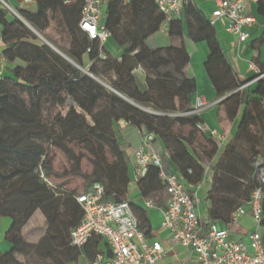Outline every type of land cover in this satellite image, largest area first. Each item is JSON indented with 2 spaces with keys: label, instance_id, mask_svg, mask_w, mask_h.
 Returning a JSON list of instances; mask_svg holds the SVG:
<instances>
[{
  "label": "trees",
  "instance_id": "16d2710c",
  "mask_svg": "<svg viewBox=\"0 0 264 264\" xmlns=\"http://www.w3.org/2000/svg\"><path fill=\"white\" fill-rule=\"evenodd\" d=\"M32 1L36 13L20 11V18L58 50H65L78 66L82 67L86 55L90 66L87 73H82L40 41L20 20L7 21V12L0 9L3 57L8 62L22 63L12 70L11 77L0 81V219L11 220L4 235L10 248L0 253V264H29L31 260L36 264H63V256L75 261L80 251L91 263L104 250L107 253V247L95 236L82 250L70 245V232L82 218L75 202L78 194L51 184L53 168L48 148H55L71 159L66 145H82L93 157L94 167L93 174L86 177L83 192L99 184L104 189L105 200L114 203L128 202L131 182L129 157L116 134L120 123L152 134L153 142L162 148L168 165L176 170L172 172L185 187L197 186L202 181L204 165L210 163L218 150L214 140L197 131L199 117L169 116L191 110V96L196 92L194 80L184 79L178 86L165 79L146 80L142 84L133 74L148 56L145 40L165 23L154 0L108 3L107 19L102 25L122 49L119 63L106 55L103 45L91 41L79 29L82 0L70 4L64 0ZM184 1L189 36L195 42H204L208 48L204 68L209 81L218 98L227 96L219 106L228 118L237 116L233 135L221 147L218 164L239 159L248 168V172L239 175L244 186L242 198L210 196L212 207L208 220L225 227L232 214L246 206L252 193L261 188L258 173L264 168V82L237 91L243 83L229 68L212 24L197 12L191 0ZM256 9L257 15L264 19V0H257ZM176 22L167 24L173 27ZM48 30L57 43L46 34ZM100 51L104 59L99 57ZM174 53L183 65L187 63L184 50L174 49ZM99 74L107 75V88L94 80ZM147 104L152 106L151 112L143 107ZM54 109L59 112L52 116ZM198 134L205 137L203 142ZM75 167L74 176L79 175L78 159ZM136 186L143 201H154L164 192L155 167H149ZM14 202H18L17 209L12 207ZM129 205L133 212V205ZM36 211L45 218L46 232L32 245L26 242L20 229ZM139 228L148 235L141 223Z\"/></svg>",
  "mask_w": 264,
  "mask_h": 264
},
{
  "label": "built area",
  "instance_id": "2783aa9c",
  "mask_svg": "<svg viewBox=\"0 0 264 264\" xmlns=\"http://www.w3.org/2000/svg\"><path fill=\"white\" fill-rule=\"evenodd\" d=\"M75 0H64L70 4ZM79 29L91 40L102 45L110 34L102 25V9L111 0H82ZM130 1V0H124ZM216 8L211 14L210 23L222 20L227 24L226 33L234 36L238 44L248 40V29L256 24L255 18L247 13L250 3L257 0H215ZM2 7L9 6L0 0ZM157 10L164 16L165 23L179 19L184 10V0H154ZM16 15V14H15ZM18 19H21L16 15ZM102 59L105 57L100 51ZM251 78L245 81L237 91L257 82H264V69L253 61L247 63ZM227 96L220 98V103ZM207 108V102L197 97L189 112L170 114V117H199ZM151 112V111H148ZM126 125V124H122ZM199 133L205 134L219 146L226 142V136L216 130L196 125ZM141 137V146L132 153L133 179L138 182L149 167L159 171V179L164 185L166 195L165 208L161 212V228L166 231L175 244L188 248L196 264H264V228L262 226V200L264 190V168L258 173L261 188L254 191L246 208H238L231 216L227 226L202 219L196 208L195 189L187 191L180 178L165 163L166 155L162 150L153 147L154 137L144 130H136ZM259 166V165H258ZM198 189V186L196 187ZM105 192L99 184L79 193L75 202L82 212L78 226L70 232V245L82 250L92 237H99L107 247V254L97 255L95 261L87 264H163L164 251L159 242L149 241L139 228V223L131 211L128 202L114 203L104 198ZM148 209L155 208L150 201H145ZM249 216L253 231L248 233L247 240H236L230 237L241 217Z\"/></svg>",
  "mask_w": 264,
  "mask_h": 264
},
{
  "label": "crops",
  "instance_id": "0c3cea01",
  "mask_svg": "<svg viewBox=\"0 0 264 264\" xmlns=\"http://www.w3.org/2000/svg\"><path fill=\"white\" fill-rule=\"evenodd\" d=\"M2 1L10 8V11L5 10L0 2V9L7 12V21L9 22L13 19H18L16 15H18L20 11L34 14L37 10L35 2L32 0ZM128 2L129 1H124L125 4ZM191 2L193 7L206 21L211 20V14L216 8L215 0H191ZM107 6L102 9L101 22L103 25L107 19ZM247 13L251 14L255 18L256 24L252 28L248 29L249 37L243 44H238L237 39L234 36L226 33L225 26L227 23L225 21L218 20L212 24L216 40L229 68L242 83L251 78V74L247 70V63L249 61L255 62L261 69L264 68V19L257 15L256 3H250L248 5ZM18 20H20L27 28L32 30L40 41L48 44L57 54L69 63H72L76 69L85 74L90 66V61L86 55L82 58V67H76L67 55L60 52V50L44 39L42 35L34 31L28 23H26L23 19ZM171 29H173V31ZM2 30L3 28L0 25V81L4 78L11 77L12 70L16 66L22 65L21 62H8L3 57L5 46L2 41ZM46 34L51 39L54 36V34H52L49 30L46 31ZM55 39L54 41H56ZM144 46L148 56L143 64L138 65L133 71V74L138 77L140 82L145 84L146 80L153 82L165 79L173 81L175 86H178L184 79L194 80L196 92L191 96L192 105L197 97H202L207 102V108L202 111L199 116L201 123L209 129L216 130L224 134L226 136V140L230 138L233 135L234 124L237 120V116L232 119L228 118L225 111L221 106H219V103L215 104L220 98L216 95L204 68L208 55V48L204 42H195L189 36L185 11H182L175 26L170 27L167 23L162 24L158 31L145 40ZM103 48L106 55L110 59L116 60L118 63L121 61L122 49L117 46L112 38H109L103 44ZM174 49L184 50L187 56L186 64L183 65L181 60H178L174 53ZM96 79L97 82L107 88V75L99 74ZM125 100L133 104L131 101L127 99ZM143 107L147 110L153 109L152 106L148 104L143 105ZM122 124L123 123L119 124L116 134L120 144L125 149L130 162L129 175L131 182L128 186L127 199L128 202L133 205V212L137 220L144 226L143 231L148 232V235L145 237L151 242H159L161 244L164 251L163 264H196L192 252L188 248H184L173 243L168 233L161 228V212L165 208L167 200L165 193L163 192L159 198H156L154 201L149 200L155 206L153 209L146 208L144 205L145 201L140 198L136 182H134L133 179L134 163L132 153L134 150L140 148L141 137L132 126ZM185 131L186 130H183V133H185ZM198 138L200 142H203L205 137L198 134ZM215 144L217 146L218 153L212 158L209 164L204 165V175L202 181L197 185L198 189L196 190L195 186L186 187L189 190L195 189L197 212L199 216L205 220H208V214L212 207V200L210 196L215 199H234L243 197L244 186L242 185V179L239 175H243L242 173L245 170L248 172V168L245 163L239 159L229 161L224 160L218 164L222 155V146H219L216 142ZM153 147L156 150H162V148L156 143L153 144ZM194 147L198 150L196 144ZM188 150L191 153V149L188 148ZM165 163L168 165L167 160H165ZM168 167L171 171L175 170V168L171 165H168ZM244 208H246V206H244ZM10 225L11 220L9 218L0 219V253H6L10 248L9 244H7L4 240V235ZM218 225H220V223H218ZM253 229L254 227L250 217H241L237 221L234 228L230 230V237L236 240L246 241L248 233L253 231ZM20 232L27 243L32 245L37 244L46 232L45 218L41 212L36 211L31 219L20 229ZM106 254L107 253L104 250L102 255L105 256ZM69 258L63 256L62 263H88L82 251L79 252L75 261H68L67 259Z\"/></svg>",
  "mask_w": 264,
  "mask_h": 264
},
{
  "label": "rangeland",
  "instance_id": "374dc122",
  "mask_svg": "<svg viewBox=\"0 0 264 264\" xmlns=\"http://www.w3.org/2000/svg\"><path fill=\"white\" fill-rule=\"evenodd\" d=\"M52 39L54 41L55 37L53 36ZM64 51L65 50H63L62 53L65 54ZM73 64L76 67H79L75 62H73ZM58 112L59 111L57 109L52 110V116ZM66 147L71 152V159L68 158L66 154L55 148H48L49 158L52 160L53 168V174L49 180L51 184L55 186H62L66 191H74L76 194H79L85 189L84 183L86 181V177H90L93 174V157L86 151L84 147H82V145L78 143L67 144ZM77 159L79 160V175L74 176L73 174L77 173L75 167ZM12 207L17 209L19 207L18 202H14ZM29 264L36 263L31 260Z\"/></svg>",
  "mask_w": 264,
  "mask_h": 264
},
{
  "label": "water",
  "instance_id": "95a60500",
  "mask_svg": "<svg viewBox=\"0 0 264 264\" xmlns=\"http://www.w3.org/2000/svg\"><path fill=\"white\" fill-rule=\"evenodd\" d=\"M85 73H87V71Z\"/></svg>",
  "mask_w": 264,
  "mask_h": 264
}]
</instances>
